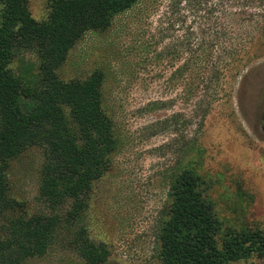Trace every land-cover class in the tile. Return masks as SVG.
Wrapping results in <instances>:
<instances>
[{"label": "rangeland", "instance_id": "1", "mask_svg": "<svg viewBox=\"0 0 264 264\" xmlns=\"http://www.w3.org/2000/svg\"><path fill=\"white\" fill-rule=\"evenodd\" d=\"M186 2L172 13L170 0H142L106 30L86 32L57 69L63 80L86 78L94 69L104 74L103 108L117 147L91 182L78 223L106 244L105 264H160L170 183L187 164L201 175L224 225L264 231V38L236 65L221 66L217 78L211 66L188 65L187 83L180 71L197 51L202 12L194 14ZM28 6L36 20L47 18L49 0H28ZM182 15L184 21L177 18ZM11 66L30 76L36 55L22 52ZM199 74L213 82H200ZM42 160L34 146L9 162V194L29 213L45 208L38 197ZM64 244L57 241L23 264H86ZM229 264H264V256Z\"/></svg>", "mask_w": 264, "mask_h": 264}, {"label": "trees", "instance_id": "2", "mask_svg": "<svg viewBox=\"0 0 264 264\" xmlns=\"http://www.w3.org/2000/svg\"><path fill=\"white\" fill-rule=\"evenodd\" d=\"M141 1L49 0L47 18L39 21L28 0H0V264L42 257L57 241L86 264H105L106 244L90 239L78 223L91 182L106 171L117 147L112 120L103 108L104 74L94 69L86 78L63 80L57 69L86 32L106 30ZM180 3L170 0L172 13L180 11ZM186 4L194 14L202 12L197 15V51L180 71L187 83L192 80L186 76L188 65L211 66L217 78L221 66L236 65L239 56H248L263 41L264 0ZM22 52L36 55V72L30 76L11 66ZM197 79L213 82L203 74ZM34 146L42 149L38 197L45 208L29 213L9 194L8 170L10 160ZM203 183L190 164L172 178L158 234L160 264H229L263 257L264 231L224 225Z\"/></svg>", "mask_w": 264, "mask_h": 264}]
</instances>
